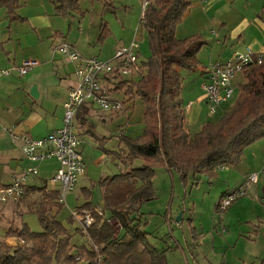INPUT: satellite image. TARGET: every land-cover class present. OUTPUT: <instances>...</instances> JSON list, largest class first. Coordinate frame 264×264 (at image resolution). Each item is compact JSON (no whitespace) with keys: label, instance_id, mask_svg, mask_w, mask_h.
<instances>
[{"label":"trees","instance_id":"trees-1","mask_svg":"<svg viewBox=\"0 0 264 264\" xmlns=\"http://www.w3.org/2000/svg\"><path fill=\"white\" fill-rule=\"evenodd\" d=\"M21 1L0 0L10 22L24 21L18 14ZM78 2L55 0L56 11L65 17L80 12ZM105 2L111 6L110 0ZM191 5V0L152 1L142 24L152 53L141 62L137 80L122 79L113 90L116 93L123 90L128 103L132 98L142 99L144 130L137 137L124 133L119 136L122 147L119 157L125 169L100 179L95 187L101 193L108 218L123 229L121 235H116V228L96 214V223L89 234L95 244L102 246L100 252L105 256L102 264H167V249L151 243V233L143 229L147 222L143 221L145 214L141 211L144 203L156 199L157 169L166 167L179 174L185 187L191 178L196 182L202 176L212 180L221 166L238 165L245 148L264 139V62L246 71V81L237 86L235 104L230 101L222 107L220 120L210 121L196 135H190L180 97V69L198 68V54L206 44L199 34L183 39L176 35ZM101 32L104 40L109 35L105 24ZM138 160L142 161L139 166L135 164ZM32 190L43 196L34 211L42 231H32L26 223L10 227L6 237L22 239L23 243L10 246L0 242V264H96L98 253L90 243L73 245L72 234L58 219L63 206L57 201L59 191H46L45 187ZM92 207L89 201L79 209ZM70 221L74 222L73 216Z\"/></svg>","mask_w":264,"mask_h":264},{"label":"crops","instance_id":"crops-1","mask_svg":"<svg viewBox=\"0 0 264 264\" xmlns=\"http://www.w3.org/2000/svg\"><path fill=\"white\" fill-rule=\"evenodd\" d=\"M83 1L86 2V9L81 5ZM93 1L79 0L80 12H72L65 17L57 13L55 0H22L18 14L24 21L13 22L9 21L7 9L0 5V20L7 18L4 26L9 32V34H1L0 68L19 66L28 59L39 61V65L31 68L25 75L20 76L14 73L0 80V184H9L16 174L29 165L22 152L21 143L12 140L6 131L7 128L16 125L18 133L25 132L34 138L46 137L63 125L64 103L70 89L77 83L75 64L65 57L55 55L40 59L33 56L38 50L45 54V50L40 46L41 37L35 36L30 28L34 29L38 35L45 31L52 38L57 35L66 36V42L77 48L84 57L98 56L101 59L113 61L116 51L120 47L130 45L134 39L139 41L140 50L145 48L148 34L146 38L144 36V32L147 33L146 29L140 26L141 0H137L140 10L136 17L126 22L121 19L120 13L127 14L129 4L123 6L125 12L116 13L113 8L118 9V7L113 0H110L111 6L107 5L105 0H102L103 4L100 5L97 2L98 9H95ZM191 2V7L177 27L176 35L183 39L199 34L206 41L198 54L200 65L193 72V76L188 74L186 79H183L181 74L180 97L185 112V124L190 133L194 128L199 127V130L194 133L196 135L206 123L213 120L204 91V84L208 81L209 66L217 60L230 58L235 51H246L250 48L259 53L264 50V0H191ZM108 9H112L113 12H106ZM59 17L71 19L77 23L75 22L73 27L72 25L58 26L55 18ZM78 23L79 26H77ZM103 24L109 30V35L104 40L101 39ZM141 37H143L142 40ZM95 48L107 52L106 55L101 57L102 55L95 53L91 56L90 52ZM144 60L146 59H143L140 54V61ZM240 81L237 77L236 85L240 84ZM35 85L38 87V98L30 94ZM121 112H104L95 105L83 106L78 112L77 124L81 136L79 149L85 159L87 171L80 177L83 184L80 196L84 200L77 208L89 201L96 206L94 193L98 191L101 197L98 188H95L99 180L118 174L125 169L122 158L119 157L122 148L119 141L121 134L117 136V133L107 137L95 131L96 120L102 125H106L109 121H116L117 124L121 120V116L117 118ZM222 112L223 108L219 110V114ZM216 116L217 114L214 117ZM143 130L144 125L141 133ZM124 134L131 136L129 132ZM141 163V160L135 162L138 166ZM58 167L59 163L56 159L39 164V175L27 184V199L33 200V197L42 194L40 191H33V188L45 187L46 191L60 189L58 184L51 182ZM228 167L232 166H221L218 170L224 174ZM162 170L170 177H176L177 173L169 171L166 167H162ZM159 171L160 169H157L156 177ZM177 176L179 177V174ZM156 177L154 179L155 188ZM199 178H205L211 183L220 179L218 177L210 180L205 176ZM228 190L226 189L221 197ZM89 195L90 199L87 198ZM100 197L97 205H102ZM0 204L14 203L0 202ZM26 213H30L29 208L20 213V227L25 223L23 217ZM171 216L172 210H168L165 217L171 218ZM149 232L151 243L158 248H164L159 245L161 243L159 240H163L162 237L155 235L152 229ZM5 242L10 246H16L21 245L23 240L6 237Z\"/></svg>","mask_w":264,"mask_h":264},{"label":"rangeland","instance_id":"rangeland-1","mask_svg":"<svg viewBox=\"0 0 264 264\" xmlns=\"http://www.w3.org/2000/svg\"><path fill=\"white\" fill-rule=\"evenodd\" d=\"M113 1L118 7V9L113 8L116 13L119 11L125 12L123 6L130 5L127 14L120 13V17L124 22L134 19L140 10V4L137 0ZM93 2L95 9H98L97 2L99 5L103 4L102 0H94ZM47 3L50 4L48 1ZM81 5L86 9L85 1ZM106 12L113 11L108 9ZM55 19L58 26L63 27L65 25H72L73 27L76 22L62 17ZM6 22V17L0 20V39L1 34H9L4 26ZM77 26H79V23ZM63 27L61 28L62 31ZM30 30L35 36L41 37L42 44L40 46L45 50V54L40 53L39 50L36 51L34 57L43 59L55 55L62 56L59 48L67 43L66 36L57 35L52 38L48 35V32L43 31L38 35L34 29L30 28ZM144 36L147 38L146 32H144ZM148 38L145 48L143 47L140 50L143 59H148L152 53ZM142 39L143 37H141ZM95 53L104 57L107 52L95 48L91 50L90 55L92 56ZM194 71L196 70L185 71L180 69V75L182 74V78L186 79L188 74L193 76ZM244 76H246V72L238 76L240 82L246 81ZM116 80L118 81L116 86L123 81L120 78ZM235 96L231 101L236 100ZM112 97L124 102V108L121 114L117 116V118L121 116V120L117 124L116 121H109L106 125H102L100 121L96 120L95 131L107 137L117 133V136H119V134L125 132H129L132 137L139 136L144 125L145 105L142 99L139 97L132 98V101L128 103L123 90L117 93L114 92ZM222 114L223 112L219 114V111L216 117L210 114L213 117L211 121L220 120ZM197 130H199V127L194 128L190 135L193 136ZM159 169V174L155 180L156 199L144 203L141 211L145 214L143 215V221L147 222L143 229L148 232L152 229V231H155V235H160L163 239L159 240L161 241L159 245L164 247L163 249H167V264H262L264 262V139L257 140L246 147L242 160L238 165L228 167L224 174L218 170L215 179L218 177L220 179H212L215 180L213 183L202 178L199 181L200 184L199 182L197 184L195 179L191 178L190 183L185 187L177 174L176 177L172 178L162 170V167ZM253 174L258 175L256 182L250 179ZM81 182L82 180L79 178L75 191L67 196L65 204L58 213V219L67 226L73 236V245L85 244L86 242V238L78 228V222L74 218L73 223L70 221L72 210L84 200L80 196L81 186L83 185ZM226 189H229L227 192L237 191L239 195L224 212H221L219 201ZM99 197L100 195L96 191L94 193V204L99 203ZM33 198V200H29L25 196L21 202L16 204H0V241L5 242V232L10 227H20V213L28 208L30 213L24 214V222L32 231H42V226L34 211L39 207L43 196L38 194ZM168 210H172L171 218L165 217ZM179 216L180 220L177 221ZM115 222L116 226L118 224L116 235L119 236L123 233V229L119 227L117 221Z\"/></svg>","mask_w":264,"mask_h":264},{"label":"built area","instance_id":"built-area-1","mask_svg":"<svg viewBox=\"0 0 264 264\" xmlns=\"http://www.w3.org/2000/svg\"><path fill=\"white\" fill-rule=\"evenodd\" d=\"M152 1L142 0L140 26ZM139 50L140 44L134 39L130 45L120 47L116 51L113 61H108L98 56L84 57L77 48L68 43L59 48L60 54L75 64L77 77V83L70 89L64 103L63 125L43 138H34L25 132L18 133L16 125L7 128L6 131L12 140L21 143L22 152L29 165L16 174L9 184H0L1 203L21 202L27 194L28 182L40 173L39 164L56 159L59 167L51 182L60 187L58 203L65 204L67 196L75 191L79 178L87 171L85 159L79 149L81 136L77 124L78 112L86 105H95L108 113L122 111L123 102L112 97L113 89L118 82L117 78L135 80L139 78L141 73ZM263 62L264 50L257 53L250 48L246 51H235L226 60L213 62L207 70L208 81L204 84L209 113L216 115L224 104L234 98L238 86L236 80L240 74L252 67L260 66ZM38 65L39 61L28 59L19 66L0 68V80L14 73L25 75ZM250 179L256 182L258 175L253 174ZM238 195L237 191L225 193L219 201L221 212H224ZM96 214L118 229V224L116 226L115 220L108 218L102 205H96L88 210L77 207L72 210V216L78 222L86 242H89L98 253L96 264H102L105 260V256L100 252L102 246L95 244L89 234L90 228L96 223Z\"/></svg>","mask_w":264,"mask_h":264},{"label":"water","instance_id":"water-1","mask_svg":"<svg viewBox=\"0 0 264 264\" xmlns=\"http://www.w3.org/2000/svg\"><path fill=\"white\" fill-rule=\"evenodd\" d=\"M31 96L34 98H38L39 97V92H38V87L35 85L33 86L31 92H30ZM180 220V216L177 218V221Z\"/></svg>","mask_w":264,"mask_h":264}]
</instances>
